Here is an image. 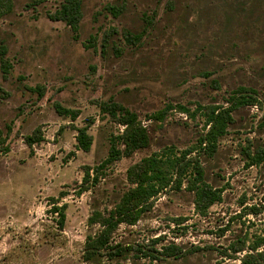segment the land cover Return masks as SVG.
Here are the masks:
<instances>
[{
	"label": "rangeland",
	"instance_id": "obj_1",
	"mask_svg": "<svg viewBox=\"0 0 264 264\" xmlns=\"http://www.w3.org/2000/svg\"><path fill=\"white\" fill-rule=\"evenodd\" d=\"M5 1L0 37L11 67L6 76L0 70V264H148L150 252L159 255L152 264H242L247 253L264 255V161L249 166L245 157L264 149V0H81L77 31L50 17L63 0ZM239 87L255 91L256 104L236 108L214 154L200 155L221 200L200 215L191 192L163 191L135 224L113 233L125 256L84 261L85 238L98 228L88 218L130 186L127 168L163 146L195 143L206 109ZM111 99L137 114L150 143L79 193L84 167L100 163L109 136L123 129L99 109ZM55 103L78 116L59 115ZM166 105L161 120L152 118ZM86 124L92 144L82 151L75 128ZM33 133L40 141L29 146ZM52 201L66 205L62 230ZM168 245L179 254L160 255Z\"/></svg>",
	"mask_w": 264,
	"mask_h": 264
},
{
	"label": "trees",
	"instance_id": "obj_2",
	"mask_svg": "<svg viewBox=\"0 0 264 264\" xmlns=\"http://www.w3.org/2000/svg\"><path fill=\"white\" fill-rule=\"evenodd\" d=\"M5 0H0V16L4 13ZM113 10V7H111ZM53 20H62L78 30L81 17V0H63L60 6L50 15ZM7 54V46L0 37V70L6 76L11 67ZM42 95V93H40ZM257 102L256 92L247 87L237 88L225 101V105H212L204 112L205 131L201 133L195 143L185 148L174 145L163 146L139 161L131 164L126 170V179L130 186L120 195L114 206L104 212L93 210L88 218L91 226H98L94 233L85 238L82 258L84 261H93L101 254L109 259L123 257L129 250L127 246L112 241L113 233L120 224H135L139 218L152 208L154 199L163 191L181 190L182 188L193 194L195 211L203 215L209 207L221 200L222 189L215 188L205 179V170L200 155H213L217 149L218 141L233 120V111L240 106H250ZM172 108L166 105L156 111L152 118L161 120L167 111ZM179 110L193 115L190 109L183 105ZM54 109L59 115L76 119L79 112L59 103L54 104ZM100 111L106 113L113 121L123 127L117 135L108 138L109 148L106 157L97 165L85 166L79 193L87 190L89 186L97 184L100 175L114 161L124 156H130L136 150L146 148L150 137L145 125L141 123L135 112L113 101L112 99L101 103ZM264 127V120L261 122ZM76 148L88 151L92 144V136L88 133V125L76 127ZM40 141V136L33 133L26 136L25 142L30 146ZM247 165H257L264 161V149L256 147L245 151ZM89 185V186H88ZM66 205H58L57 201L51 202L49 212L57 216V227L62 230L66 220ZM256 249H252L255 251ZM177 255V246L163 247L160 255ZM149 263L159 258L152 252L146 253ZM242 264H264V255L261 252L247 253L242 258Z\"/></svg>",
	"mask_w": 264,
	"mask_h": 264
}]
</instances>
